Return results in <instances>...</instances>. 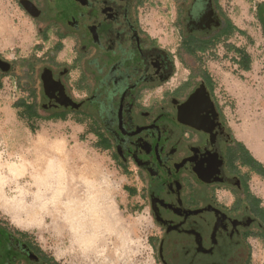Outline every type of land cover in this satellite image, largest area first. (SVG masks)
<instances>
[{"label":"flooded vegetation","instance_id":"af4514ba","mask_svg":"<svg viewBox=\"0 0 264 264\" xmlns=\"http://www.w3.org/2000/svg\"><path fill=\"white\" fill-rule=\"evenodd\" d=\"M145 2L19 0L43 37L52 29L57 39L36 71L38 104L47 115L91 118L120 165L135 169L155 225L159 264H260L254 245H264V206L251 197V171L238 162L215 78L200 60L233 35L222 34L227 16L216 0H184L176 11L179 49L172 52L143 27ZM259 4L264 32V2ZM66 39L71 61L59 60L55 49ZM181 60L190 67L182 78L176 73ZM17 74L14 59L0 52V82ZM1 248L0 264H17L20 254L28 264L48 256L34 243L15 241L8 243L9 259H2Z\"/></svg>","mask_w":264,"mask_h":264},{"label":"rangeland","instance_id":"374dc122","mask_svg":"<svg viewBox=\"0 0 264 264\" xmlns=\"http://www.w3.org/2000/svg\"><path fill=\"white\" fill-rule=\"evenodd\" d=\"M145 1L143 27L160 45L176 52L180 43L176 11L184 0ZM216 1L245 33L235 31L228 40H219L200 54V60L215 78L217 98L232 131L238 126L252 150L264 159V32L257 17V5L264 0ZM48 30L46 39L38 21L21 8L19 0H0V52L5 57L14 61L33 55L43 58L57 41L52 29ZM235 47L249 54V71L236 62L240 54ZM71 50L65 43L58 59L71 61ZM189 68L181 60L176 73L185 77ZM25 81L5 76L0 89V220L26 231L41 248L59 257L60 264H84L74 256L72 236L64 233V226H71L69 230L78 231L91 243L94 255L98 250V262L159 264L147 203L137 190L129 195L124 188L126 183L130 187L138 184L135 169L123 168L112 149L99 146L94 129L101 134L100 127L91 118L78 113L65 118L29 119L24 115L15 103L28 96L20 86ZM42 163L44 171L37 165ZM45 170L49 180H45ZM123 173L128 179L124 180ZM250 183L264 204V181L253 174ZM40 184H51L55 192L47 200L34 201ZM54 203L60 204L57 209L51 208ZM262 245V241L254 245V258L263 255ZM95 260L88 264H96Z\"/></svg>","mask_w":264,"mask_h":264},{"label":"trees","instance_id":"16d2710c","mask_svg":"<svg viewBox=\"0 0 264 264\" xmlns=\"http://www.w3.org/2000/svg\"><path fill=\"white\" fill-rule=\"evenodd\" d=\"M262 6V4H259ZM261 17V16H260ZM262 18V17H261ZM235 31L240 32L241 34L245 33L242 29L237 27V25L234 24V22L227 17L226 18V25L225 30L222 34H225L226 38L230 36V34H233ZM206 46V42L204 40H201V47ZM62 47L61 44H58L56 47V50H60ZM184 49L188 52H191L192 48L189 43H185L183 45ZM183 49V48H182ZM203 49H205L203 47ZM235 50L240 54V58L237 60V63L239 66L244 70H250V56L247 52H243L242 50L235 47ZM44 59L37 57L36 55H33L32 57L22 58L20 61H15V65L18 70L17 77L24 78L27 80L26 82H29L30 84H24L20 83V86L24 91H30L32 93V96L34 97V101H30V96H22L18 99V101L15 103V106L18 107L21 112L24 113L29 119L33 118H65L66 113L64 112H55L51 113L50 115H47V113H44L42 107L40 104H38V80L39 78H35L36 71L40 69V67L43 65ZM20 67H26V69L21 72L19 71ZM2 88V81L0 82V89ZM96 123V122H95ZM96 125L99 127L98 123ZM97 129V128H96ZM94 129V132L99 136V146H101L104 149L109 148V139L107 137H103L102 134H100L98 131ZM238 162L242 166H246L249 168V170L253 173L258 174L264 179V163L259 161L257 158H255L250 150L246 147V145L243 142L238 141ZM251 197L255 199L258 203L261 202V199L257 197L255 194L251 193ZM24 242L26 244H35L37 247L40 248L38 244H36L30 237V235L26 231H21L19 229H16L15 227L9 226L5 221L0 220V244H2L1 252H2V259L4 255L7 257L6 259H9V255L11 254V249H8V243L9 242ZM41 249V248H40ZM17 251V250H14ZM6 253V254H5ZM16 258V255L14 256ZM18 258V256H17ZM23 263H29V260L25 257L24 254H20L19 258L16 260L17 264ZM33 264H60L52 255H48L47 258L41 262V263H33Z\"/></svg>","mask_w":264,"mask_h":264},{"label":"bare ground","instance_id":"6f19581e","mask_svg":"<svg viewBox=\"0 0 264 264\" xmlns=\"http://www.w3.org/2000/svg\"><path fill=\"white\" fill-rule=\"evenodd\" d=\"M41 152H43L42 150H41ZM40 152V153H41ZM39 153V154H40ZM37 154V153H36ZM45 155V154H44ZM36 157V156H35ZM41 158V157H40ZM45 158H48V157H46V155H45ZM41 160V159H40ZM26 161V160H25ZM49 161V160H48ZM22 162V161H21ZM46 162V161H45ZM48 162H46V164H47ZM29 164V163H28ZM33 164V163H32ZM20 165V164H19ZM37 165H39L41 168H40V170L41 171H44L43 169L45 168L44 166V164L42 163V164H37ZM48 168H47V166H46V170H47ZM46 170H45V172L43 173V175H45V180H49V178L47 179V173H46ZM40 171V172H41ZM39 172H36V174H38ZM42 177V176H41ZM55 192V190L53 189V187H52V185L50 184V185H47V184H40L39 185V189H38V191H37V193L33 196V198H34V201L36 200V201H38V198L39 199H48V197H50V195H51V193L52 192ZM55 194H53V196H54ZM54 199V198H53ZM35 203V202H34ZM60 205V204H59ZM58 203H54V206L53 207H51L52 209H54V208H58ZM49 208H50V206H49ZM50 208V209H51ZM51 209V210H52ZM69 226V225H68ZM65 227V232L64 233H66V234H69V235H71L72 236V248H73V250H74V256L78 259V260H80L81 262H83L84 264H88V262L91 260V259H94L93 257H94V254H93V251L91 250V248H90V246H91V243H90V246H89V244L87 243V241H85L84 239H83V237H82V235L80 234V233H78V231L76 232V233H74V231L72 232L71 230H69L70 228H71V226H70V228L68 227H66V226H64ZM88 237V236H87ZM94 248V247H93Z\"/></svg>","mask_w":264,"mask_h":264},{"label":"crops","instance_id":"0c3cea01","mask_svg":"<svg viewBox=\"0 0 264 264\" xmlns=\"http://www.w3.org/2000/svg\"><path fill=\"white\" fill-rule=\"evenodd\" d=\"M65 43L66 44H68V46L71 48V45H69V44H71V41H69V40H65ZM64 43V44H65ZM64 44H63V46H64ZM59 57V56H58ZM59 59H61L60 57H59ZM68 61H70V60H68ZM245 71H249V70H245ZM229 123V122H228ZM229 125H230V127H231V124L229 123ZM255 127V129H256V131H259V126L257 125H255L254 126ZM231 130H232V127H231ZM233 132V131H232ZM233 135H234V137H235V140H236V142L238 143V141H240V142H243L245 145H246V147L250 150V152L252 153V155L255 157V158H257L259 161H261L262 163H264V159L260 156V155H257V153H255L253 150H252V148H251V146L249 145V143H248V141H247V139L243 136V134H242V132L239 130L238 131V126L236 127V129H235V133L233 132ZM123 168H125V169H131V168H127V167H124V166H122ZM122 168V169H123ZM124 175V180L125 179H128V174H126V173H123ZM253 174H255V175H257L260 179H262L263 181H264V179L261 177V176H259L258 174H256V173H253V172H251V176H250V178L252 177V175ZM138 185V186H137ZM131 185H127V183L124 185V188L126 189V191L128 192V194L129 195H131V193L132 194H134L135 192H136V190L139 192V195H140V197H141V199L143 200V202H145V200L143 199V197L141 196V183L138 181V184H136V183H134V185H132V187H130ZM250 188H251V192L253 193V194H255L256 196H258L259 198H260V195H258V193H256L254 190H253V188H252V186H251V183H250ZM261 199V198H260ZM262 202V201H261ZM146 203V202H145ZM262 205L264 206V204L262 203ZM148 206V205H147ZM148 211H149V208H148ZM150 213V212H149ZM152 218V217H151ZM153 221V220H152ZM154 223V222H153ZM154 228H155V225H154ZM41 248V247H40ZM262 248H263V245H262ZM41 250L43 251V252H45L47 255H51L46 249H44V248H41ZM56 256V255H55ZM55 256H53L58 262H60V259H59V257H55ZM99 256H100V253L98 252V250H97V254L96 255H94V258L96 259L95 261H96V264H104L102 261L101 262H98L97 261V259H99ZM256 259V261H258L260 264H263V261H264V253H263V255L262 254H260V255H257V257L255 258ZM156 262H157V259L155 260Z\"/></svg>","mask_w":264,"mask_h":264}]
</instances>
